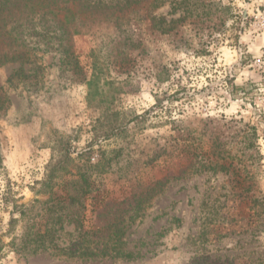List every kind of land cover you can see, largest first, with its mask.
Wrapping results in <instances>:
<instances>
[{
	"label": "rangeland",
	"instance_id": "374dc122",
	"mask_svg": "<svg viewBox=\"0 0 264 264\" xmlns=\"http://www.w3.org/2000/svg\"><path fill=\"white\" fill-rule=\"evenodd\" d=\"M209 1L167 35L148 3L75 36L78 68L43 55L36 83L0 68V264H264V0ZM63 141L69 174L36 194ZM78 173L80 227L55 209Z\"/></svg>",
	"mask_w": 264,
	"mask_h": 264
},
{
	"label": "trees",
	"instance_id": "16d2710c",
	"mask_svg": "<svg viewBox=\"0 0 264 264\" xmlns=\"http://www.w3.org/2000/svg\"><path fill=\"white\" fill-rule=\"evenodd\" d=\"M147 5L153 8L169 7L168 17L158 18L153 25H158L157 31L166 35L183 26L200 7H217L214 1L205 4L203 0H0V68L8 64L19 65L8 77L7 84L14 87L19 82L36 83L42 67H35V72L29 75L24 74L23 67L35 66L46 54L57 55L59 65L63 68H78V61L73 55L72 39L75 36L93 35L106 28L125 33L120 29L121 25L133 23L130 20L139 16ZM223 9L231 12L230 7ZM91 83L90 79L87 85ZM228 85L230 93L243 92L245 89L235 87L230 82ZM8 106L6 92L0 87V110ZM120 130L116 123H110L103 139H111ZM55 153L45 167V175L38 184L36 194H51L57 187V180L69 174L72 159L67 142L57 145ZM76 177V180L66 182V195L58 201L55 209L59 213L57 222L64 218L68 224L80 227V213L86 209L85 199L91 193V183L83 174L78 173ZM114 252L110 254L104 248L100 254L108 253L106 256L123 258L129 256L120 247ZM76 254L73 252L70 256ZM83 255L89 257L93 253L87 248Z\"/></svg>",
	"mask_w": 264,
	"mask_h": 264
}]
</instances>
